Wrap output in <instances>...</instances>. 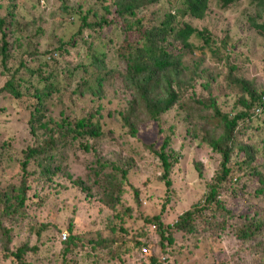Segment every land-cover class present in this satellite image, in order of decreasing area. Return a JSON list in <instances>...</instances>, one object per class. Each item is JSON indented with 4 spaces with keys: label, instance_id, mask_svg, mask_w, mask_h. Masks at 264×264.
<instances>
[{
    "label": "trees",
    "instance_id": "trees-1",
    "mask_svg": "<svg viewBox=\"0 0 264 264\" xmlns=\"http://www.w3.org/2000/svg\"><path fill=\"white\" fill-rule=\"evenodd\" d=\"M107 1L93 0L80 13L71 8L70 0H58L65 15L81 21L71 40H64L63 34L57 36L62 23L28 31L35 22L16 14L24 0H0V73L6 76L0 98L7 96L8 103L16 105L35 141L21 158L0 156V166L15 170L17 178L0 190L2 260L30 264L26 257L38 256L39 244L49 238L43 234L61 231L28 210L55 207L58 189L66 188L57 181L72 180L69 157L76 160L82 154L91 157L83 163L86 174L70 185L86 202L100 206L99 227L86 239V234H74L78 223L70 221L59 264H80L84 256L90 264H106L117 254V250L110 254L113 246L127 253L130 246L141 251L145 264H218L213 258L216 243L227 245L228 258L220 264H264V82L252 76L264 72V0H115L113 20ZM162 2L168 9L159 12L161 19L150 29L142 30L138 20L128 22L125 29L115 27V19L132 18L139 9ZM242 6L254 12L245 17L247 25L240 27L243 37L238 41L230 43L228 34L220 36L202 25L211 7L226 13ZM103 29H110L108 37L121 41L113 49L112 61H106L104 49L98 46ZM86 30L92 40L84 45L80 64L72 51L73 41ZM42 36L50 42L43 51ZM83 96L97 100L110 96L123 103L126 107L118 113V121L132 136L148 122L157 123L158 132L162 131L164 116L179 111L189 123L186 138L219 157L201 198L169 221L171 203L176 201L171 174L180 159L175 151L166 152L172 143L169 135L159 152L154 144H144L161 165L160 183L165 188L159 212L144 211L145 192L129 183V170L136 161L126 155H118V161L106 160L98 151L114 134L100 123L102 106L73 121L65 117ZM54 101L62 106L55 120L48 116ZM4 110L0 107L2 114ZM204 123L206 128L196 129ZM200 168L196 164L202 179ZM30 178L40 185L31 198ZM127 188L132 190L131 205L125 200ZM23 223L26 240L15 245ZM32 236L37 242L31 246Z\"/></svg>",
    "mask_w": 264,
    "mask_h": 264
},
{
    "label": "rangeland",
    "instance_id": "rangeland-1",
    "mask_svg": "<svg viewBox=\"0 0 264 264\" xmlns=\"http://www.w3.org/2000/svg\"><path fill=\"white\" fill-rule=\"evenodd\" d=\"M93 0H70V6L72 9L84 13L90 6ZM115 0H108L107 3L111 5V2ZM58 0H42L40 3H36L35 0H24V2L18 5L16 14L23 16L25 20L34 21L36 26L28 25V31H34L37 26H45L49 24L54 28L60 23L63 24L62 28H57V36L62 35L64 40H71V33L77 32V29L81 25L79 18H73L65 15L62 8L59 7ZM100 13H103L104 7H100ZM111 9V20L114 18L112 13L116 7L110 6ZM168 9L165 2L160 3V5H151L148 8L139 9L135 16L130 18L126 16L121 19H115L114 24L117 29L127 28L128 22H135L138 20L139 26L142 30L150 29L157 21L161 19L159 12H163ZM254 11H246L242 6L237 9L236 12L227 11L226 13H221V11L215 7H211L209 10V15L202 23V25L207 26L215 33L220 36L228 34L229 42L233 43L236 40H240L243 37L241 26H246L247 21L245 17L247 14ZM251 16V15H250ZM114 27L111 24V30ZM110 29H103L98 42L99 49H104V54L106 56V61H112L115 59L113 54V49L117 47L121 41L119 37L114 35L108 37L111 33ZM244 30V29H243ZM89 30H86L82 35H79L73 41L75 48L72 49L75 54V58L78 63H82L84 60L83 47L84 45H89L92 40L88 38ZM113 34H117L113 33ZM47 36H42L45 42H42L40 50L43 51L47 44L50 43L46 39ZM73 40V39H72ZM229 48L227 52H229ZM210 56H204L205 60L208 61ZM259 55L257 59L259 60ZM258 78L261 82H264V72L252 73V76ZM6 76L0 73V85L4 82ZM8 97L3 96L0 98V107L5 110L3 114L0 112V156H8L9 154L13 157L21 158L22 151L26 150L27 147L33 146L35 144L34 138L28 132L27 126L24 124L25 119L18 117V110L16 105L13 103H8ZM54 107L50 108L48 111V116L55 120L60 117V112L62 106L54 101ZM102 106V115L104 118L101 119V125L103 129L110 130L114 134L110 136V140H105L98 147V151L102 157L106 160L118 161L115 158L119 156L131 157L136 161V167L130 168L129 170V183L137 186L143 192L146 200L144 202L143 210L148 213L159 212L160 204L165 199V188L160 183V178L162 174V168L154 154L147 150L144 146L149 144H154L155 151L159 152L163 140L166 136H171L172 143L169 145L168 154L175 151L180 154L179 163L172 170L171 178L173 179V189L176 192V201L171 203L173 208L172 214L169 216V221L175 220V218L186 211L192 204L196 203L202 196L205 190V183L211 178L215 170L218 168L219 157L214 155L208 147L198 142L191 141V138H186L188 134L189 123L184 120L179 111L174 110L171 113L164 116L162 120V131L158 132V124L155 122H148L144 125L138 127L136 135L132 136L129 134L128 130H123L119 124L118 113L125 109V105L116 100H111L108 96L106 99L97 100L91 96H83L76 99L73 108H68L65 117H68L69 121L75 120L74 118H82L90 115L91 110L98 109ZM21 119L22 121H19ZM169 128H172V133H170ZM206 128V123L198 124L196 129ZM214 127H212L213 129ZM190 131V130H189ZM251 134V133H250ZM202 135V134H201ZM129 148L134 149L130 151ZM173 150V151H172ZM122 153V154H121ZM142 158H139L138 156ZM78 159H74L71 155L68 160V174L72 180L83 177L86 174V170L83 167L84 162L91 160L90 156L79 155ZM123 158L121 159V161ZM196 164L201 165L203 178L200 179L197 176L195 166ZM13 169H16L15 167ZM89 174V173H88ZM87 174V175H88ZM15 170H6V166H0V190L12 184L17 180ZM92 176V175H91ZM95 180V178L93 177ZM71 180V181H72ZM31 191L28 193L29 198H31L34 192H37L40 187L36 182L29 179ZM71 181L61 178L57 182L62 183L66 188L61 190V194L58 195V199L54 200V208L50 205L48 208H41L34 210V208H29V214L34 215L39 221H51L56 227L60 228L61 231L49 230L43 236H49L48 239H44L42 243L39 244L40 254L38 256H28L26 257L27 262L30 264H59L61 260V242L64 240L62 236L68 235L67 227L70 221H75L77 228H74V234L81 235L86 234V239H91L89 232H94V229L99 227L98 220L100 215L98 211L100 206L95 203L86 202L84 196L75 190L70 184ZM127 195L125 200L127 204H132V190L127 188ZM42 197V196H40ZM33 201H37V198ZM58 201V203H56ZM102 215V214H101ZM78 225V226H77ZM137 226V224H130ZM19 231V228L17 227ZM26 224L20 225L19 236L15 240V245L22 243L26 240L27 233ZM88 232V233H87ZM83 237V235H81ZM36 238L32 236L30 239V245L36 243ZM13 247V245H12ZM118 246H113L109 250L110 254L116 255L112 259L106 260V264H145L146 257L142 255L143 253L138 250L131 249L129 247L130 253L119 249ZM227 245L225 243L215 244V253L213 258L215 262L220 264L223 263L228 258V251L226 250ZM87 248V247H86ZM3 252L0 246V264H16L13 259L2 260ZM80 264H90L87 258L80 257ZM110 260V261H109Z\"/></svg>",
    "mask_w": 264,
    "mask_h": 264
},
{
    "label": "built area",
    "instance_id": "built-area-1",
    "mask_svg": "<svg viewBox=\"0 0 264 264\" xmlns=\"http://www.w3.org/2000/svg\"><path fill=\"white\" fill-rule=\"evenodd\" d=\"M65 238H66V236H65V234H64V235L62 236V239L65 240Z\"/></svg>",
    "mask_w": 264,
    "mask_h": 264
}]
</instances>
